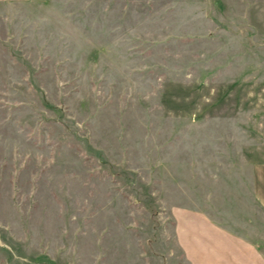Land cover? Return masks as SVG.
<instances>
[{
  "label": "rangeland",
  "instance_id": "obj_1",
  "mask_svg": "<svg viewBox=\"0 0 264 264\" xmlns=\"http://www.w3.org/2000/svg\"><path fill=\"white\" fill-rule=\"evenodd\" d=\"M195 211L264 248V0H0V264H189Z\"/></svg>",
  "mask_w": 264,
  "mask_h": 264
},
{
  "label": "crops",
  "instance_id": "obj_2",
  "mask_svg": "<svg viewBox=\"0 0 264 264\" xmlns=\"http://www.w3.org/2000/svg\"><path fill=\"white\" fill-rule=\"evenodd\" d=\"M196 225L177 233L189 264H264V248L247 235L194 212Z\"/></svg>",
  "mask_w": 264,
  "mask_h": 264
}]
</instances>
